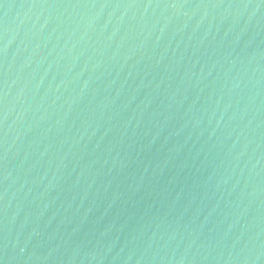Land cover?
<instances>
[{"label":"water","instance_id":"water-1","mask_svg":"<svg viewBox=\"0 0 264 264\" xmlns=\"http://www.w3.org/2000/svg\"><path fill=\"white\" fill-rule=\"evenodd\" d=\"M0 264H264V0H0Z\"/></svg>","mask_w":264,"mask_h":264}]
</instances>
